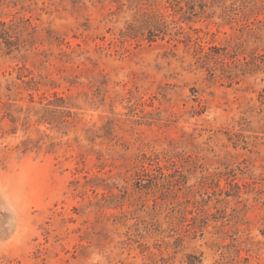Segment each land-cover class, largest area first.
Returning a JSON list of instances; mask_svg holds the SVG:
<instances>
[{
  "label": "rangeland",
  "instance_id": "rangeland-1",
  "mask_svg": "<svg viewBox=\"0 0 264 264\" xmlns=\"http://www.w3.org/2000/svg\"><path fill=\"white\" fill-rule=\"evenodd\" d=\"M0 264H264V0H0Z\"/></svg>",
  "mask_w": 264,
  "mask_h": 264
}]
</instances>
